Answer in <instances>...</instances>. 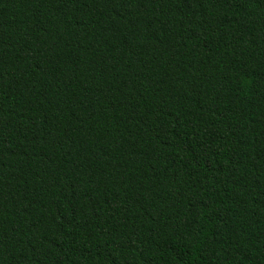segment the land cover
<instances>
[{
    "label": "trees",
    "instance_id": "16d2710c",
    "mask_svg": "<svg viewBox=\"0 0 264 264\" xmlns=\"http://www.w3.org/2000/svg\"><path fill=\"white\" fill-rule=\"evenodd\" d=\"M0 264H264V0H0Z\"/></svg>",
    "mask_w": 264,
    "mask_h": 264
}]
</instances>
